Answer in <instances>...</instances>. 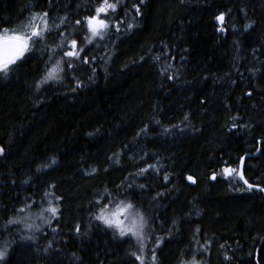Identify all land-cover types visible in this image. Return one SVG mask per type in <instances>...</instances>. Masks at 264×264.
<instances>
[{"label":"trees","instance_id":"16d2710c","mask_svg":"<svg viewBox=\"0 0 264 264\" xmlns=\"http://www.w3.org/2000/svg\"><path fill=\"white\" fill-rule=\"evenodd\" d=\"M101 2L0 0V31L44 12L52 29L0 73V264H152L153 248L155 264H264V192L223 173L247 155L264 187V0H109L107 34L88 45L83 17ZM65 37L80 60L37 90L68 60ZM48 200L59 216L37 230ZM129 203L147 222L143 253L94 219Z\"/></svg>","mask_w":264,"mask_h":264},{"label":"snow or ice","instance_id":"6c2138e0","mask_svg":"<svg viewBox=\"0 0 264 264\" xmlns=\"http://www.w3.org/2000/svg\"><path fill=\"white\" fill-rule=\"evenodd\" d=\"M144 3V0H141V4ZM136 7V11L139 14L140 6L134 5ZM117 9L116 3H110L109 0H102V2L99 4L98 7L95 8L94 15H89L83 17L84 26L87 29V32L90 33V35H86L84 37V41L88 45H92L93 41L99 38L100 40H104L106 36V29L109 28V24L105 19H102V16H107L108 13L115 12ZM48 13L44 12L43 14H35L33 15L29 21L21 26V29L19 31H9V29L4 28L2 31H0V73H3L5 76H7L8 72L11 70L12 66L15 65L18 61L22 60L26 53L32 51L34 46L40 42H42L45 39V34L52 31V29L48 25ZM36 20H39L40 23H35ZM216 20L222 24L225 20V15L221 13L216 17ZM63 23V20H61V24ZM77 25L81 24V20L78 19L75 21ZM131 27V25H129ZM250 27V25H249ZM115 30L117 32L120 31L119 25L115 26ZM219 31L223 32L225 31L224 28H219ZM61 36L63 37V33H61ZM67 39L66 37L61 40V43L58 45L59 48L64 49L63 51V57H67L68 60H58L55 65L47 72L44 79L37 85V90L44 85L48 84L51 81L59 82L62 77L59 75V73L64 72L63 64H67L68 69H72L74 66V60L79 61L80 60V54L84 52L83 47L78 48V42L76 39H71L68 41L67 46H65L64 40ZM156 59H159L158 57ZM82 63L84 65H88L89 61L87 58V55H85ZM94 71V69H93ZM169 79H172L171 76L168 77ZM75 79V77H74ZM77 86H80L79 81H77ZM249 96L251 93H247ZM187 119V117H185ZM235 119V117L233 118ZM157 124H159V121H156ZM237 127L235 124H233V128ZM168 129H165V132L167 133ZM4 154V148L0 147V155ZM53 164H55V160L52 161ZM244 163V158H241L240 165L241 168H232L230 166H226L223 169L224 177H235L238 178L240 181L243 182L244 185H246V190L251 191L254 188L258 189L261 192H264V187H261L260 185H254L249 182L248 179L245 178L244 172L242 170V166ZM50 167V165H49ZM149 168H152V165L148 166ZM39 170V169H38ZM157 172L159 169H155ZM96 171V169H93V173ZM148 171V168H142L140 169V173L143 174ZM91 174V173H89ZM169 177L165 175L163 177V180L165 183H167ZM210 179L215 181L217 179V175L213 174ZM187 180L191 183L195 184L196 181L192 176H188ZM25 183H28V181H25ZM55 187V186H53ZM131 187V185H129ZM141 187H144L141 185ZM49 193H45V196L47 197ZM162 195V194H159ZM63 198L60 196H55L56 201H60ZM35 203V201H33ZM48 207L43 208L41 210L40 215L38 216L39 219H44L43 212H48L51 214L52 218H58L60 213V208L57 204H54L52 200H48ZM99 203V201H97ZM121 204L124 202L121 201ZM31 204H28L26 202V207L31 208ZM107 204H105V209L107 208ZM133 205L131 203L124 205V207L120 208L118 207V210L116 212H113L111 214H106L105 210L102 209L99 215H96L94 219L100 221L102 224H104L109 229H115L116 232H118L120 237H126V236H132L137 239V241L140 244V252H144L145 248V237H144V228L146 226V220L141 215L138 217L137 220H133L129 226H125V219H121V216L127 217V209L132 208ZM25 209H20V211H24ZM18 221H9V223H16ZM47 223H51L50 220L46 221ZM26 227H33V225L26 224ZM37 230H39V226H36ZM76 231L79 232L80 228L79 225L76 227ZM115 234V233H114ZM25 239H32V237H27ZM162 242V241H161ZM156 247H159V244L157 243ZM223 247V245H221ZM204 251H207V248L203 249ZM8 255L7 247L5 246L4 250H0V261H4L5 258ZM133 256L136 257V260L140 262V264H145V258L143 255H138L137 253H132ZM227 259V257H225ZM152 264H155L156 262V256H155V248L152 249V255H151ZM191 264H196L195 257H193V260Z\"/></svg>","mask_w":264,"mask_h":264},{"label":"rangeland","instance_id":"374dc122","mask_svg":"<svg viewBox=\"0 0 264 264\" xmlns=\"http://www.w3.org/2000/svg\"><path fill=\"white\" fill-rule=\"evenodd\" d=\"M4 28L9 29L10 32L15 30V29H12L10 27H4ZM118 207L122 208V207H124V205L115 206L113 208L105 210V212H106V214H111L113 212H116L118 210ZM38 215H40V214H38ZM43 217H44V219H39L38 217H36L35 220H33V224L35 226H41V225H44L47 220L51 219V216H47V214H45L44 212H43ZM136 218H137L136 213L131 212L129 209H127V217L126 218L124 216H121V219H125V226H129L133 220H136Z\"/></svg>","mask_w":264,"mask_h":264},{"label":"water","instance_id":"95a60500","mask_svg":"<svg viewBox=\"0 0 264 264\" xmlns=\"http://www.w3.org/2000/svg\"><path fill=\"white\" fill-rule=\"evenodd\" d=\"M259 151H260V147L258 148V150L253 154V155H257L258 153H259ZM246 156L247 155H244L242 158H244V163H243V166H242V170H243V172H244V164H245V158H246ZM239 168H241V165H240V163H239ZM244 176H245V174H244ZM246 178V177H245ZM254 185H257V184H254ZM261 186V185H260ZM262 187V186H261Z\"/></svg>","mask_w":264,"mask_h":264}]
</instances>
